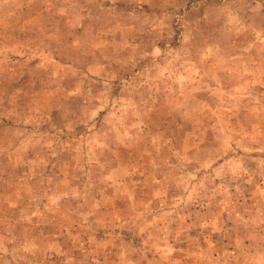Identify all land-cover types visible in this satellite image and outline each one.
Segmentation results:
<instances>
[{
	"label": "rangeland",
	"instance_id": "obj_1",
	"mask_svg": "<svg viewBox=\"0 0 264 264\" xmlns=\"http://www.w3.org/2000/svg\"><path fill=\"white\" fill-rule=\"evenodd\" d=\"M0 264H264V0H0Z\"/></svg>",
	"mask_w": 264,
	"mask_h": 264
}]
</instances>
